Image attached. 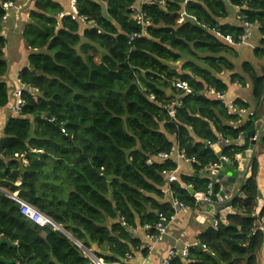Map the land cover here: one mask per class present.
<instances>
[{"label":"trees","instance_id":"trees-1","mask_svg":"<svg viewBox=\"0 0 264 264\" xmlns=\"http://www.w3.org/2000/svg\"><path fill=\"white\" fill-rule=\"evenodd\" d=\"M18 1L0 0V32L3 5ZM138 1L76 0L78 15L95 24L82 34V23L64 15L56 0H35L29 13L22 38L33 53L19 80L37 92L23 94L22 116H10L0 137V237L17 245L19 264L93 263L52 226L39 227L21 215L11 197L41 213L23 205L38 223L49 218L94 257L116 264L140 250L147 253L134 230L149 227L152 233L160 214L172 215L166 190L198 210L194 194L207 193L211 185L207 176H181L168 184L165 174L178 167L155 160L159 154L177 147L195 159L192 168L199 174L219 166L222 157L237 165L244 150L239 139L257 128L255 113L234 127L241 117L204 92L226 93L220 76L229 74L232 85L249 83L261 104L264 75L249 62L230 60L238 52L226 38L238 43L243 29L224 21L237 7L246 21L258 24L249 40H258L253 56L264 61V0H160L162 6L142 8L149 23L144 34L133 20ZM133 35L139 37L130 41ZM6 43L0 35V109L10 100L3 80L9 70ZM177 83L187 84L190 93ZM177 103L171 117L169 108ZM234 104L250 108L240 100ZM219 142L221 157L211 149ZM257 173L255 165L242 189L245 198L231 205L237 215H229L228 224L215 216L218 225L202 231L188 256L170 264H259L264 234L253 231Z\"/></svg>","mask_w":264,"mask_h":264},{"label":"crops","instance_id":"crops-1","mask_svg":"<svg viewBox=\"0 0 264 264\" xmlns=\"http://www.w3.org/2000/svg\"><path fill=\"white\" fill-rule=\"evenodd\" d=\"M56 1L64 9V15H67L71 12V6L74 0H56ZM34 4H35V0H19L18 4L15 5L16 11L14 10L9 11V16L6 22L2 23V31L0 32V35L4 37L7 41L6 47L3 52L4 53L3 60L7 62L9 67L8 73L3 80L4 82L7 83V86L10 89L9 91L10 100L7 108L0 109V137L2 136V132L7 119L10 116L15 117L11 114L10 111L11 106L13 104V93L15 90L21 87L19 75L23 69L29 66L28 58L33 53V51L26 46L25 41L22 38V32L24 31L25 26L29 22V15H30L29 13L34 9ZM18 7L19 9H17ZM237 13H238V8L232 7L230 9V16L227 20L224 21V23L231 25L236 24ZM89 28L92 27L89 26L88 24L82 23L80 29L81 34L83 33V31ZM253 40L256 45L259 44L256 38H254ZM248 41H246L240 47H235L237 49L236 51L238 52V58L236 59L235 63L238 66L241 65V62H237L239 61V55L242 51L246 50L245 44ZM246 47H248V45H246ZM242 48L245 49L242 50ZM248 52H250V55L253 58V62H251V64L253 65L257 74L259 76H263L264 61L254 59L252 49L248 50ZM229 76H230L229 74L220 76V78L228 85V91L225 93L227 102L235 103L236 100H240L250 105V108L248 110H245L246 112L235 113L236 115H239L241 117V122L239 124H236L234 127H238L239 125L248 122L249 119L252 117L250 116V113L252 114L255 113L259 116L260 119L258 122L263 120L264 103L262 101L260 105H257L255 103L252 97L251 85L249 83H247L245 87H242L239 84L232 85L230 84ZM256 126L257 128L255 130L258 131L260 125L258 124ZM245 143H246L245 139L241 137L238 141V146L243 147ZM257 157L259 158V162L261 164L260 169L262 171L260 176V188L258 187L262 195L260 194V196H258L257 206L255 209L259 214L264 209V200H263L264 199L263 198L264 197V143L263 142H261L258 145ZM192 165L193 164L191 163L179 162L178 170L174 172V177L176 178V182L180 181L181 176L195 178V175L199 174V173H195V171L192 168ZM205 177L206 175L204 173L199 174L200 179H203ZM207 177L210 179L212 178L211 176H207ZM199 178H195V179H199ZM219 190L222 189L219 188ZM166 197H168L169 200L170 194H166ZM260 218L264 219V217H260ZM260 218L256 219L255 224L260 222ZM212 220H213L212 216L202 214L198 210L188 209L186 211L180 212L177 216L175 223L170 227L168 236L165 237L163 242H160L155 246L153 252L147 251L146 254L142 253V250H140L139 252H135L132 255V260L127 262V264H162V260L166 256L168 249L176 248L178 250L179 249L181 250L186 247L190 248L195 246L198 242L197 238L201 234V232L206 230L211 225H213ZM262 232L264 234V224H263ZM134 234L143 242L145 249L147 242L144 239L145 232L143 231V229L138 227L135 230ZM258 261L259 264H264V244L260 252Z\"/></svg>","mask_w":264,"mask_h":264},{"label":"built area","instance_id":"built-area-1","mask_svg":"<svg viewBox=\"0 0 264 264\" xmlns=\"http://www.w3.org/2000/svg\"><path fill=\"white\" fill-rule=\"evenodd\" d=\"M75 1H73L72 6H71V12L69 14H67V16H70L72 19H76L79 20L81 23L83 24H88L91 27H95V24L88 21L87 18L85 17H80L78 15L77 9L75 7ZM225 1H229V0H225ZM159 5L162 6L163 2L160 0H139V2L135 5V7H133V20L136 22V24L138 26L141 27L142 29V34H144L145 29L149 26L148 21L146 20V14L142 11V8L145 5ZM4 10L6 11L5 16L2 19V23H5L8 16H9V11L14 10L16 11V7L13 3H5L3 5ZM19 9V7L17 8ZM236 23L243 29V35L241 37V40L238 43H234L232 41V39L230 37L226 38V41L231 44L234 45L235 47H240L241 45H243L246 41H248L249 39H251L252 37V33L254 30H256L259 26L258 24H252L249 23L248 21H246L244 19V17L241 14V9L238 8V13L236 16ZM136 37H139L137 35H133L130 38V41H133ZM176 88L180 91L186 92V93H190V89L188 88L187 84L185 83H177L176 84ZM37 92L36 89H34L31 86L28 85H22L21 87L17 90L14 91L13 93V104L11 106V114L13 116H15V118L22 116V112H23V107H24V100H23V94L24 93H28V94H35ZM207 96L209 97H213L216 100L220 101L224 107H226V109H228L230 111V113H240V112H246L243 109H238L234 103H229L226 100V95L225 93H220L215 91L214 89H208L204 92ZM153 100V98H151ZM180 107V103L177 104H173L172 106H170L169 108V115L171 117H173L176 113V109ZM250 116H253L252 113H250ZM221 141V138H220ZM223 144H226L227 141H222ZM220 142L216 145H214L215 147L220 146ZM158 161H166V160H171L173 161V163H175L178 167L179 162H186V163H191L194 164L196 161L194 158H187L183 153H180L177 147H174L170 153H161L157 156V158H155V160ZM222 161H229L228 159L222 157L221 158ZM152 159H149L147 164L151 165L152 164ZM215 167V166H214ZM213 167H211L210 169H212ZM167 175V181L168 184L169 183H173L176 182V178L174 177V172L170 173V174H165ZM210 191H211V185L208 188V192L207 193H197L194 194V199L196 200V202L200 201L201 199L203 200H208V196L210 195ZM165 194H170V202L173 208V213L171 216H166L164 214H160L159 218H158V222L155 225L154 232H150L152 229H150L149 227H145L142 228L143 231L145 232V241L147 242L145 249H147L148 252H153L155 249V246L160 243L163 242L165 237L168 236L170 227L175 223L177 216L180 212L182 211H186L189 208L184 205L182 202H180L178 199H176L173 195L172 192H170L169 190L165 191ZM16 202L20 205V213L21 215H23L25 218H27L28 220H30L31 222H33L34 224L38 225L39 227H45L47 225L52 224V221L45 217L48 220V223H44V224H40L38 223L36 220H34L32 217H30L25 211H24V203L21 202L20 200H16ZM26 205V204H25ZM29 206V205H28ZM31 207V206H30ZM33 208V207H32ZM34 209V208H33ZM36 210V209H35ZM37 211V210H36ZM38 212V211H37ZM41 214V213H40ZM260 214V213H259ZM258 212L257 210L254 211L253 216L256 217V219H259L258 217ZM42 215V214H41ZM219 223L218 220L213 219L212 220V224L214 226H217ZM263 224H264V219L260 218V222L255 224V228H254V232L256 231H261L263 230ZM135 232V230H134ZM188 250L189 248H184V249H176V248H170L167 250L166 256L164 257V259L162 260V264H170L171 261L173 259H175L178 255H180L182 258H186L188 256ZM91 260V262L93 264H97V261H100L101 264H106L104 263L102 260L97 259L96 257H92L89 258ZM130 260H132V256L131 255H127L125 257V259H123L121 262L116 263V264H127V262H129Z\"/></svg>","mask_w":264,"mask_h":264},{"label":"water","instance_id":"water-1","mask_svg":"<svg viewBox=\"0 0 264 264\" xmlns=\"http://www.w3.org/2000/svg\"><path fill=\"white\" fill-rule=\"evenodd\" d=\"M261 101L264 103V93ZM260 128L255 131L245 133L242 137L245 139L246 143L243 145V152L237 156V165L231 163L230 161H222L220 159V165L209 169L204 174L206 176H211V191L208 196V200L201 199L197 202L198 211L202 214L212 216H220L221 221L224 224H228L227 218L229 215H237L236 211L232 208V203L236 199H244L245 196L242 193L243 187L246 183L253 177L254 166L257 165L258 173L256 177L257 187L260 188V162L257 157L258 145L264 143V119L258 122ZM248 142V144H247ZM207 146H209L207 144ZM223 144L218 147L211 146V149L222 156ZM195 178H199V174L195 175ZM222 189V190H219ZM2 192V190H0ZM188 192L192 195L194 192L189 187ZM260 191L258 189V196H260ZM8 195V194H7ZM262 195V194H261ZM13 200H18L16 196L11 197ZM264 198V197H263ZM264 200V199H263ZM51 226L58 232L65 235L70 239L76 246H78L83 253L88 257H94L93 254L82 247L75 239H73L62 227L53 223Z\"/></svg>","mask_w":264,"mask_h":264},{"label":"flooded vegetation","instance_id":"flooded-vegetation-1","mask_svg":"<svg viewBox=\"0 0 264 264\" xmlns=\"http://www.w3.org/2000/svg\"><path fill=\"white\" fill-rule=\"evenodd\" d=\"M17 245L5 236L0 237V264H19Z\"/></svg>","mask_w":264,"mask_h":264},{"label":"rangeland","instance_id":"rangeland-1","mask_svg":"<svg viewBox=\"0 0 264 264\" xmlns=\"http://www.w3.org/2000/svg\"><path fill=\"white\" fill-rule=\"evenodd\" d=\"M246 45H248V47H246ZM257 45L255 44L254 40H250L248 41L246 44H245V48L246 50L245 51H242L239 55V61L237 62H241L244 63V62H253V58L251 57L250 55V52H248V50L252 49L254 50V48L256 47ZM245 48H242V50H244ZM241 51V50H240ZM230 60H232L234 63L236 61V59L234 60L233 58L229 57ZM237 72L240 73L241 70L240 69H237ZM27 210V209H26Z\"/></svg>","mask_w":264,"mask_h":264},{"label":"bare ground","instance_id":"bare-ground-1","mask_svg":"<svg viewBox=\"0 0 264 264\" xmlns=\"http://www.w3.org/2000/svg\"><path fill=\"white\" fill-rule=\"evenodd\" d=\"M24 207L27 208V210H28L29 212H32L33 214H35V215L41 217L40 214H39V212H37L35 209H31L30 207H27L25 204H24ZM27 214H28V213H27ZM30 215H31V214H30ZM36 220H37V219H36ZM43 224H44V223H43ZM97 262H98L97 264H101L100 261H97Z\"/></svg>","mask_w":264,"mask_h":264}]
</instances>
